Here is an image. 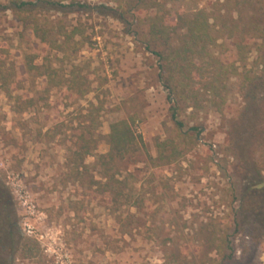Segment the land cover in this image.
I'll return each instance as SVG.
<instances>
[{
    "label": "rangeland",
    "instance_id": "obj_1",
    "mask_svg": "<svg viewBox=\"0 0 264 264\" xmlns=\"http://www.w3.org/2000/svg\"><path fill=\"white\" fill-rule=\"evenodd\" d=\"M51 1L69 8L37 13L46 30L47 24L53 33L76 30L77 45L67 50L40 44L12 10L0 13V49L9 52L3 58L8 86L0 89V225L9 214L37 249L33 257L3 252V260L187 264V254L193 264H206L212 235L226 230L243 249L242 183L228 151L244 101L234 41L226 32L169 71L148 38L150 15H173L183 6L206 10L216 29L230 25L235 0L228 7L225 0ZM28 54L39 56L37 65L45 55L61 84L26 74ZM232 64L236 73L229 67L214 81L220 65ZM124 119L134 121L146 152L111 163L109 126ZM163 142L177 147L173 160L151 162ZM257 155L263 162L264 151ZM259 252L244 263L264 264V249Z\"/></svg>",
    "mask_w": 264,
    "mask_h": 264
},
{
    "label": "trees",
    "instance_id": "obj_2",
    "mask_svg": "<svg viewBox=\"0 0 264 264\" xmlns=\"http://www.w3.org/2000/svg\"><path fill=\"white\" fill-rule=\"evenodd\" d=\"M232 1L225 0V7H228ZM185 7H181V11L173 15L170 13L161 16L150 15L148 17L149 43L154 49L159 50L156 55L168 62L169 71H173L176 66L179 67V61H188L196 50H199L197 52L200 54L214 46L226 32L229 33L228 37L234 41L236 59L243 65V73L236 75L242 76L241 91L244 94V101L239 118L240 124L232 125L233 130L228 134V151L233 155L237 165V174L242 183L239 188L238 202L244 228L237 234L241 238L245 237V243L242 244L243 249L240 250V245L229 241L227 230L220 231V234L214 233L208 244L213 255L208 256L206 264H247L243 261L245 256L255 253L253 255L255 257L257 253H260L259 250L264 249V161L261 163L257 161V154L264 151V127L258 129L260 123L264 121V0H235L234 7L237 15L235 21L230 25L225 23L219 29L215 28L206 10L200 8L191 10ZM66 8L69 6H62L51 0L28 2L11 0L10 8L0 2V13L8 9L12 10L23 24L29 27L33 37L50 50H67L71 42L74 45L76 30L53 33L48 28V24L46 30L41 25L37 11L61 12L60 9ZM243 12L250 13L245 22L242 19ZM216 34H219V37L215 36ZM8 54V50L0 49V89L8 86V75L3 62V58ZM252 55H255L252 67L247 69ZM42 57L41 65H37L38 55H26L24 71L28 75L36 74L39 78H45L47 83L60 85L59 81L56 82L57 73L51 65L46 63L45 55ZM229 67L236 73L233 64L228 67L220 65L214 81L218 82L220 77L226 75ZM171 82H173L172 76ZM209 86L212 93L217 94L215 84L212 83ZM171 111L173 121L181 129L182 124L176 119L174 106ZM134 124V121L130 119L117 120L110 124L107 136L109 152L106 157L111 163L124 161L141 152H146L144 140L136 131ZM157 147V157L150 158L151 162L166 163L173 160L177 150L174 143L163 142ZM168 147L171 148L170 155L167 154ZM86 154L88 155L89 152ZM4 191L0 187L1 197ZM4 207L6 208V205ZM2 222L0 225V264H8L1 257L3 252L13 256L21 251L25 256L33 257L37 253L36 245L16 232L9 214H2ZM183 253H185L184 250ZM184 257L188 261L187 264H193L190 256L185 254Z\"/></svg>",
    "mask_w": 264,
    "mask_h": 264
}]
</instances>
